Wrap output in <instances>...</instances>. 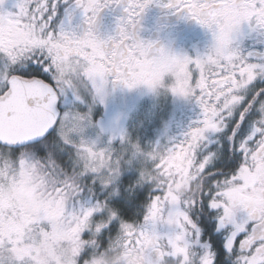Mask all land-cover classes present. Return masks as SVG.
Wrapping results in <instances>:
<instances>
[{
	"label": "snow or ice",
	"instance_id": "6c2138e0",
	"mask_svg": "<svg viewBox=\"0 0 264 264\" xmlns=\"http://www.w3.org/2000/svg\"><path fill=\"white\" fill-rule=\"evenodd\" d=\"M5 2L0 0V264H57L51 250L57 226L74 246V264H90L121 234L128 247L146 242V228L111 207L107 191L95 195L100 185L116 180L128 149L98 148L82 136L76 139L85 117L60 112L57 100L65 88L75 87L73 77H82L99 94L110 77L129 88L151 87L167 74L174 77L171 91L197 97L203 116L178 142L146 153L132 145L134 153L144 155L138 183L153 189L145 222L176 228L170 235L151 230L153 254L159 264H223L225 253L233 264H264V62L249 61L233 46L243 22L264 29V0H176L179 12L202 25L200 4L217 14L219 24L211 27L215 54L151 61L129 29L153 0H75L87 25L82 34L57 27L61 0H17L16 11L2 10ZM109 4H124L125 15L118 18L116 36L101 38L97 17ZM210 132L226 137L225 153L229 141L239 149V163L228 172L209 170L214 154L202 148ZM178 159L186 163L171 173L168 165ZM145 168L164 177L179 176L186 168L200 188L173 197L167 184L141 179ZM85 176L93 181L87 189ZM5 187L22 189L26 206L10 200ZM257 190L259 199L239 195ZM209 207L219 210L214 227L225 229L223 238L210 229L211 242L200 239L201 229L190 214H206Z\"/></svg>",
	"mask_w": 264,
	"mask_h": 264
},
{
	"label": "flooded vegetation",
	"instance_id": "af4514ba",
	"mask_svg": "<svg viewBox=\"0 0 264 264\" xmlns=\"http://www.w3.org/2000/svg\"><path fill=\"white\" fill-rule=\"evenodd\" d=\"M17 0H6L2 6L4 11H16ZM166 0H153L145 10L140 14L139 23L137 29L139 35L146 41H156L159 45H163L166 50L171 54L178 56H188L195 59L197 56H204L208 51L210 45L213 43V33L206 26L200 24L197 20L190 18L186 12H177L171 7H166ZM125 15L124 4H109L107 7L101 9L97 17V33L101 38H107L108 36H116L118 32V18ZM55 23L57 27L63 26L67 29L75 30L77 34H82L87 25L84 21V13L81 8H78L75 4V0H61L58 8L57 15L55 17ZM233 46L239 48L242 55L246 56L251 62H264V29L259 26H255L254 21L250 24L245 21L241 24L239 30L234 36ZM83 78L76 79L74 77L75 90L88 91L95 93V89L90 83L81 81ZM164 86L158 90L161 101V116L163 118L165 109L168 106L169 100L174 98L175 93L171 91V83L174 81V77L171 74H167L164 77ZM147 84H138L135 87H127L123 83L113 82L112 78H109V82L106 85L103 93L111 94L121 101H128L133 97L140 96L141 94L148 93L151 90ZM149 94V93H148ZM60 103L59 110L62 112L64 109L63 95H59ZM177 104H180V109H177V116L180 121L173 123V128H176V135L171 136V144L178 142L184 138V134L193 126L196 122L202 119L203 113L198 98L193 96L175 95ZM78 109L79 105L87 104L84 100H76ZM79 103V104H78ZM64 106V107H63ZM160 106V107H161ZM81 109V108H80ZM164 109V110H163ZM251 117L249 124L251 123ZM208 139L204 142L202 151L207 154L211 151L214 155L209 163V170L215 171L220 169L224 172L230 171L239 163V149L231 141H229L227 153L223 151L224 141L226 137L223 133L210 132L207 134ZM186 162L182 160H174L168 168L171 173H176L181 167H184ZM187 175V170L179 176L171 175L173 179H178ZM239 195L245 198H260V191L256 192H240ZM217 209L209 207L206 214H201L200 211L190 213L193 219L201 229L200 239L202 241L211 242L212 235L223 238L221 233L225 229H217L214 227L218 224ZM243 216V213L239 214ZM152 225L149 221L144 227ZM158 232L172 233V228L176 230L174 225H168L166 223L157 222ZM211 229L212 235H209ZM219 254V253H218ZM223 264H233L232 258L227 253L223 256Z\"/></svg>",
	"mask_w": 264,
	"mask_h": 264
},
{
	"label": "rangeland",
	"instance_id": "374dc122",
	"mask_svg": "<svg viewBox=\"0 0 264 264\" xmlns=\"http://www.w3.org/2000/svg\"><path fill=\"white\" fill-rule=\"evenodd\" d=\"M61 93L65 106H63L62 113L81 114L85 117L83 131L74 134V137L79 139L82 136L90 142L94 141L95 146L98 148H104L110 144L115 149H128L127 153L129 154L126 158L133 164L134 171L139 175L142 165L139 168L136 167L144 160V155L143 153H134L132 145L138 144L146 153L151 151L154 146L164 147L170 145L171 136L176 135V128H173L172 125L180 121L176 112L177 109H180V104H177L178 101L175 98L177 94L169 100L162 118L161 96L158 90L151 89L148 92L149 94L144 93L128 101H121L111 94L77 91L74 87L65 88ZM76 100H84L87 107L83 106V103L75 111L77 107ZM141 119L146 121L145 124H147L143 131L144 135L140 133L142 129H139L143 126ZM130 132H133V134H130ZM130 136H134V138ZM177 137L178 135L175 136V138ZM4 190L10 200L26 206L22 189H14L9 192L8 188L5 187ZM146 224L147 222L144 225ZM173 232L174 228H172ZM67 242H71L70 238L58 226L54 228L51 234L52 252L54 253L58 246Z\"/></svg>",
	"mask_w": 264,
	"mask_h": 264
},
{
	"label": "clouds",
	"instance_id": "9594fccd",
	"mask_svg": "<svg viewBox=\"0 0 264 264\" xmlns=\"http://www.w3.org/2000/svg\"><path fill=\"white\" fill-rule=\"evenodd\" d=\"M169 2L172 3V8L179 12V10L176 8V0H166V3ZM209 7H205L203 4H200L197 8V14L199 15L203 24L211 30L212 24H219V20L217 19V14H210ZM139 18L140 16L138 17V21ZM129 34L133 43L149 55L150 61L152 59H157L160 56H165L169 59L179 57L176 54H171L165 49L163 45L158 46V42L156 41H146L139 35L137 26L134 29H129ZM209 54H215L213 43L210 45L209 51L205 55ZM72 79L73 82H75L74 77ZM162 86H164V80L158 79L150 88L157 90ZM168 87H171V85H168ZM68 127L69 130H71L73 127V122L70 121ZM141 179L155 182L157 185L167 184L166 191H168L171 196L176 198L190 196L191 194L197 192L200 188V184L197 182L195 174H187L178 179H173L171 175L164 177L154 169L145 168L141 171ZM136 230H139L138 226ZM154 239L155 237L152 235L151 231L146 228V242L142 246L128 247L126 245V236L121 234L116 237L112 243L101 249L98 254L94 255L90 261V264H159V260L152 251V242ZM52 255L57 260V264H74V246L72 242H67L58 246L55 252H52ZM181 264H184V262L182 261Z\"/></svg>",
	"mask_w": 264,
	"mask_h": 264
},
{
	"label": "trees",
	"instance_id": "16d2710c",
	"mask_svg": "<svg viewBox=\"0 0 264 264\" xmlns=\"http://www.w3.org/2000/svg\"><path fill=\"white\" fill-rule=\"evenodd\" d=\"M142 122L143 126L139 129H142V132L140 133L144 135L143 131L147 124H145V121ZM130 134H133V132H130ZM130 137L134 138V136ZM128 154L129 153L125 155L126 162L122 163L121 171L119 172L116 180L109 185H100V191L99 193H95V195L97 198H100L103 197L105 191H107L109 193L111 207L120 210L125 219H131L140 226L144 227V224L146 223L144 217L147 213L153 189H151L147 183H138L140 175L134 171L133 164H131L130 161H128V158H126ZM65 161L67 162V157H65ZM140 165H142V162H140L136 168H139ZM62 166H64V164H62ZM68 171L71 172L70 162H68ZM82 179L86 189L88 186L93 184V181L88 179L87 176ZM94 191L95 190L93 189V192ZM92 198L93 194L90 193L86 197V202L91 203ZM130 198L134 201L132 204H129ZM146 228L150 231L155 228V230L158 231V225L156 224L149 225Z\"/></svg>",
	"mask_w": 264,
	"mask_h": 264
},
{
	"label": "water",
	"instance_id": "95a60500",
	"mask_svg": "<svg viewBox=\"0 0 264 264\" xmlns=\"http://www.w3.org/2000/svg\"><path fill=\"white\" fill-rule=\"evenodd\" d=\"M59 103H60V98L58 97V100H57V108H58V110H59Z\"/></svg>",
	"mask_w": 264,
	"mask_h": 264
}]
</instances>
